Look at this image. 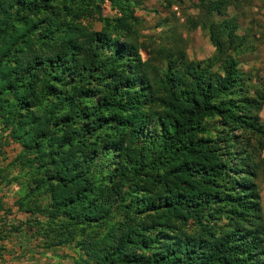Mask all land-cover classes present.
Instances as JSON below:
<instances>
[{
  "label": "trees",
  "instance_id": "1",
  "mask_svg": "<svg viewBox=\"0 0 264 264\" xmlns=\"http://www.w3.org/2000/svg\"><path fill=\"white\" fill-rule=\"evenodd\" d=\"M139 2L0 0V123L28 176L15 206L45 218L48 247L75 240L79 264H264L247 35L229 0H199L213 53L186 60L178 39L139 37Z\"/></svg>",
  "mask_w": 264,
  "mask_h": 264
},
{
  "label": "rangeland",
  "instance_id": "2",
  "mask_svg": "<svg viewBox=\"0 0 264 264\" xmlns=\"http://www.w3.org/2000/svg\"><path fill=\"white\" fill-rule=\"evenodd\" d=\"M139 1L134 16L138 20L136 28L141 39L153 35L163 45L178 39L181 42L174 44L183 50L186 60L204 61L212 55L213 48L205 30L194 25L195 21H205L194 8L199 0ZM229 1L225 10L227 16L236 18L238 35H247L237 57L238 69L249 75L246 83L252 88L248 94L252 95L257 88L264 95V14L252 10V0H237L236 6L232 4L233 0ZM169 2L172 3L170 6L167 5ZM101 13L109 17L114 14L107 4L102 6ZM209 19L217 22L220 17L211 16ZM90 25L94 30L100 27L95 21H90ZM140 55L145 57L142 51ZM258 117L264 119V104ZM6 132L0 123V264H79L75 240L48 247L46 243L50 234L48 237L42 234L47 231L45 218L16 208L15 201L22 196L19 183H23L25 178L27 180L28 176L14 163L20 147L10 141ZM261 156L264 157V152ZM259 204L264 220V178L259 184ZM33 220L40 222L41 226L31 225Z\"/></svg>",
  "mask_w": 264,
  "mask_h": 264
},
{
  "label": "crops",
  "instance_id": "3",
  "mask_svg": "<svg viewBox=\"0 0 264 264\" xmlns=\"http://www.w3.org/2000/svg\"><path fill=\"white\" fill-rule=\"evenodd\" d=\"M252 10L264 14V0H252ZM256 23V22H255Z\"/></svg>",
  "mask_w": 264,
  "mask_h": 264
}]
</instances>
